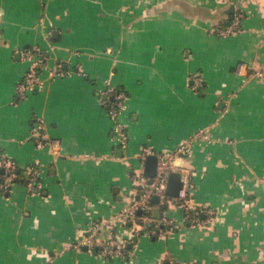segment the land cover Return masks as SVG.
<instances>
[{"label": "crops", "instance_id": "1", "mask_svg": "<svg viewBox=\"0 0 264 264\" xmlns=\"http://www.w3.org/2000/svg\"><path fill=\"white\" fill-rule=\"evenodd\" d=\"M238 12L239 30L218 35ZM32 47L46 58L38 85L20 98L29 64L21 52ZM256 71H264V0H0V155L23 169L0 190V264H264V75ZM118 92L125 147L100 102L115 107ZM204 127L209 140L193 138L190 154L174 161L193 170L190 202L212 219L193 225L176 205L151 203L156 219L178 226L135 239L130 224L101 229L102 239L128 238L124 259L80 244L92 220L138 197L132 174L150 178L144 146L176 149ZM34 163L37 192L25 183Z\"/></svg>", "mask_w": 264, "mask_h": 264}, {"label": "built area", "instance_id": "2", "mask_svg": "<svg viewBox=\"0 0 264 264\" xmlns=\"http://www.w3.org/2000/svg\"><path fill=\"white\" fill-rule=\"evenodd\" d=\"M242 17V13H236L232 21L218 30L217 34L224 37L238 31ZM21 53L29 60L28 68L17 85V95L23 98L38 85L37 68L45 61L46 55L38 47L24 48ZM58 73L62 74V71H58ZM255 74L263 76L264 71H256ZM190 80L194 90H198L203 85L202 76L199 72H193ZM109 92L111 91L106 92V96ZM116 97L117 102L115 107L108 103L107 98L100 99V102L107 108L108 114L114 121L115 143L125 147L127 145V135L124 128L117 122L118 109L123 106L121 101L123 94L118 92ZM44 127V124L40 120H36L32 127L33 138L38 147L45 144ZM195 137L209 140L208 127H204L196 132L187 142L181 144L172 152L155 151L151 146H144L140 153L141 159L144 160L150 154H154L157 158L154 176L146 178L141 173L134 172L132 179L139 184L137 188L138 197H133L131 202L113 217L100 221L92 220L88 225L87 233L80 240V244L85 245L89 251L97 250L99 255L103 257L118 256L124 259L128 238L111 236L107 239H102L98 235L101 229H113V226L119 223L130 224L133 227L130 229L131 236L129 239L133 237L135 239L142 229H146L149 234L162 237L167 232L176 228L178 224L171 218L163 217L156 219L152 215L151 198L153 195L159 197V203L162 205L174 204L180 206L184 211L185 218L189 219L193 225L200 222L205 223L209 218L212 219L213 211L210 208L192 205L190 202V176L193 174V170L178 165L174 161L177 156L190 154L192 139ZM17 168L18 166L13 160L0 155V190L3 193L10 191L14 180L18 176ZM24 171L27 187L32 192L39 191L41 184L39 182L40 169L38 164H30L24 168ZM171 171L180 173L181 184L176 196H169L166 193L168 176Z\"/></svg>", "mask_w": 264, "mask_h": 264}, {"label": "water", "instance_id": "3", "mask_svg": "<svg viewBox=\"0 0 264 264\" xmlns=\"http://www.w3.org/2000/svg\"><path fill=\"white\" fill-rule=\"evenodd\" d=\"M234 5L232 4L228 10H226L227 13L233 12ZM156 166H157V158L154 154H150L146 157L145 167H144V173L152 177L154 176L156 172ZM180 173L177 171H171L168 176V183L166 187V193L169 196H176L178 194V191L180 189ZM151 203H159V197L157 195H153L151 198ZM157 212V214H154V216L159 217V208H155L154 210Z\"/></svg>", "mask_w": 264, "mask_h": 264}, {"label": "rangeland", "instance_id": "4", "mask_svg": "<svg viewBox=\"0 0 264 264\" xmlns=\"http://www.w3.org/2000/svg\"><path fill=\"white\" fill-rule=\"evenodd\" d=\"M29 65V64H28ZM28 68V67H27ZM27 70V69H26ZM175 149H172V150H166V149H164V150H161V149H157V151H160V152H172V151H174ZM185 164V163H184ZM186 166V165H185ZM139 167H136V169H138ZM170 207V206H169ZM170 208H172V207H170ZM169 208V209H170ZM176 208H179L180 210H182V208L180 207V206H177Z\"/></svg>", "mask_w": 264, "mask_h": 264}, {"label": "trees", "instance_id": "5", "mask_svg": "<svg viewBox=\"0 0 264 264\" xmlns=\"http://www.w3.org/2000/svg\"><path fill=\"white\" fill-rule=\"evenodd\" d=\"M21 172H23V169L21 170V168L18 167V168H17V174H18V176H17V178L14 180V182L21 180V178H19L20 175H21Z\"/></svg>", "mask_w": 264, "mask_h": 264}]
</instances>
